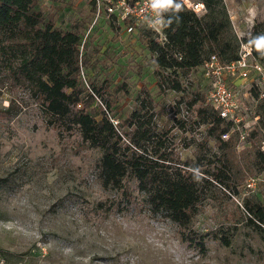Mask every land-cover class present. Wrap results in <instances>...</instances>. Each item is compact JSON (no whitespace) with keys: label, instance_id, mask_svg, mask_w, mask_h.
I'll use <instances>...</instances> for the list:
<instances>
[{"label":"rangeland","instance_id":"rangeland-1","mask_svg":"<svg viewBox=\"0 0 264 264\" xmlns=\"http://www.w3.org/2000/svg\"><path fill=\"white\" fill-rule=\"evenodd\" d=\"M224 1L241 42L239 56L246 45L264 66L252 38L258 23L264 34V0ZM37 9L56 27L82 36L85 90L79 107L97 118L107 113L125 131L138 109L143 118H152L153 130L169 132L182 161L197 163L198 155L203 157L198 174L222 165V150L213 139L212 152L204 146L198 150L209 125L197 122V110L212 108L204 62L179 69L181 90L160 89V66L148 39L163 43L164 26L162 34L145 24L128 31L129 22L107 17L103 8L97 17L93 0H38ZM162 15L165 24L163 9ZM236 83L231 81L249 93L245 102L252 124L244 137L231 132L224 138L233 143L224 158L231 184L213 179L185 232L192 240H186L177 223L150 210L137 179L125 178V188L105 187L97 170L102 151L79 129L48 126L39 103L0 61V264H264V220L249 207H264V170L256 153L264 151V97L250 79ZM256 114L259 119L252 122ZM175 118L187 122V130ZM211 153L216 159L210 165Z\"/></svg>","mask_w":264,"mask_h":264},{"label":"trees","instance_id":"trees-1","mask_svg":"<svg viewBox=\"0 0 264 264\" xmlns=\"http://www.w3.org/2000/svg\"><path fill=\"white\" fill-rule=\"evenodd\" d=\"M202 1L207 12L199 15L183 1L173 0L171 6L163 8L165 41L148 39L150 50L157 54L162 90L166 87L181 90L179 69L197 67L212 54H218L223 61L239 57L241 42L233 31L225 1ZM37 4L38 0H0V61L9 65L15 78L22 80L39 103L48 126L60 130L79 129L90 146L102 151L97 170L105 187L125 188V178L137 179L150 210L177 223L184 239L192 240L190 232L188 235L185 232L191 230L190 224L199 205L209 196L213 179L231 184V167L224 158L231 152L233 143L222 137L230 124L213 107L198 108L197 122L209 125L205 143L199 144L198 150H204V146L212 152L209 142L213 139L214 146L223 153L222 165H216V171L208 168L198 174L203 157L198 155L197 163L182 161L171 147L169 132L153 130L152 118H143L138 109L128 117L131 130L127 131L120 130L107 113L95 117L79 107L85 90L80 80L82 36L78 30L64 31L53 21L45 20ZM252 38L256 40L255 54L264 59L262 24H256ZM89 94L93 95L94 91ZM197 100L195 97L189 105ZM260 108V127L263 128L264 103ZM175 120L181 129L187 130V122ZM256 153L260 169L264 170V151L259 149ZM211 154L207 163L210 165L216 159L215 153ZM249 207L264 220L261 203Z\"/></svg>","mask_w":264,"mask_h":264},{"label":"built area","instance_id":"built-area-1","mask_svg":"<svg viewBox=\"0 0 264 264\" xmlns=\"http://www.w3.org/2000/svg\"><path fill=\"white\" fill-rule=\"evenodd\" d=\"M93 1L97 7V17L101 14L103 8L107 17L129 22L128 31H133L139 25L145 24L157 33L162 34L164 26L163 8H153L152 0ZM181 1L198 14L206 11V6L201 1ZM203 71L204 76L209 80L208 102L218 112L219 116L230 124V129L224 132L222 137H229L231 132H236L235 134L238 137H244L252 124L247 117L249 111L245 102L249 93L248 91H242L237 86H232L231 81L237 85L236 81L238 79H250L258 89V95L264 97L263 64L257 58H254L251 48L243 45L240 56L231 61H222L218 54L210 55L203 63ZM253 119L252 122H256L259 115H254ZM1 262L4 263L5 261L2 260Z\"/></svg>","mask_w":264,"mask_h":264},{"label":"clouds","instance_id":"clouds-1","mask_svg":"<svg viewBox=\"0 0 264 264\" xmlns=\"http://www.w3.org/2000/svg\"><path fill=\"white\" fill-rule=\"evenodd\" d=\"M172 3L173 0H152V7L155 9H160V8H165L167 6H171Z\"/></svg>","mask_w":264,"mask_h":264}]
</instances>
